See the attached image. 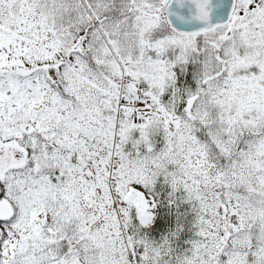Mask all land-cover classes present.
<instances>
[{"label": "snow or ice", "instance_id": "1", "mask_svg": "<svg viewBox=\"0 0 264 264\" xmlns=\"http://www.w3.org/2000/svg\"><path fill=\"white\" fill-rule=\"evenodd\" d=\"M0 264H264V0H0Z\"/></svg>", "mask_w": 264, "mask_h": 264}]
</instances>
